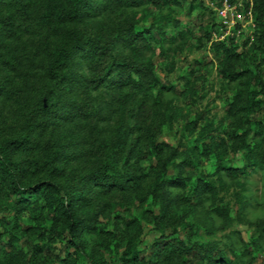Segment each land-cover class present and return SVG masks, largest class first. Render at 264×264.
Returning a JSON list of instances; mask_svg holds the SVG:
<instances>
[{
  "label": "rangeland",
  "instance_id": "1",
  "mask_svg": "<svg viewBox=\"0 0 264 264\" xmlns=\"http://www.w3.org/2000/svg\"><path fill=\"white\" fill-rule=\"evenodd\" d=\"M91 3L94 6L80 20L68 21L65 26L88 36L115 34L113 60H135L152 70L155 81L144 97L133 93L118 99L104 83L84 88L89 65L84 53L74 52L69 87L63 93L67 104L59 114H36L32 109L34 91L47 93L54 85L42 72L40 55L33 53L42 32L23 31L14 50L19 69H0L4 86L0 88L1 138L25 135L33 154L52 155L54 164L61 166L55 180L70 193L83 189L91 197L89 204L94 222L101 228L102 244L93 243L95 233L85 234V249L76 264H114L129 235L143 261L154 259L151 241L160 233L173 247L168 264H264V142L253 149L249 160L237 145L244 135L251 145L252 134L250 119L237 107L245 96L244 80L255 83L248 76L254 72L251 60L257 48L248 50L247 57L241 53L259 30L251 11L248 16L249 1L247 5V0L229 2L227 21L217 14L221 0H135L110 9L100 7L101 0ZM133 31L138 32L136 41L121 36ZM219 39L238 52L233 66L214 53L210 40ZM222 66L244 71L228 79L219 71ZM260 68L264 83V63ZM193 77L195 95L188 98L182 79ZM173 108L178 114L169 122L167 112ZM197 111L225 143L226 131L235 132L231 140L235 150L214 147L212 153L203 155L194 132L189 134L184 152L166 166V174L182 176L185 185L164 186L169 201L161 227L155 228L149 212H156L157 204L148 189L161 170L159 157L170 151L180 125ZM262 113L259 108L249 118ZM140 121L159 142L156 150L148 145L146 134L135 128V122ZM217 140L221 143L219 137ZM217 154L232 168L217 166ZM192 157L194 165L187 164L184 159ZM107 161L113 164L115 176L123 178L129 173L135 179L125 180L120 189L98 190L87 182L86 174L97 162ZM197 179L207 180L209 188L194 189ZM13 201L12 196H0V264H20L22 257H28L30 245L42 242L28 230L17 232L19 241L14 247L6 244L3 228L11 225ZM18 223L35 224L28 208L22 209ZM46 244L40 264H59L54 255L72 252L60 238L47 239ZM204 248L217 259H208Z\"/></svg>",
  "mask_w": 264,
  "mask_h": 264
},
{
  "label": "trees",
  "instance_id": "2",
  "mask_svg": "<svg viewBox=\"0 0 264 264\" xmlns=\"http://www.w3.org/2000/svg\"><path fill=\"white\" fill-rule=\"evenodd\" d=\"M135 0H101L100 7L112 8L121 3L132 4ZM155 1V0H151ZM232 0H228L231 2ZM250 4V11L253 20L256 22L258 31L252 36L248 46L241 50L247 57L248 50L257 48L255 58L251 60L254 72L251 76L255 80L245 79L247 88L245 96L237 104L241 115L250 122L251 145L245 141V135L237 142L242 148L243 157L251 159L252 151L264 142V121L262 114L249 116L256 110H264V83L261 80L262 70L260 64L264 63V0H247ZM91 0H0V69L8 67L19 69L15 64V46L18 45L20 34L27 31L42 32V36L35 42L33 53L40 55V67L43 74L54 83L53 89L48 92L34 91L32 109L36 114L54 113L59 114L67 104L63 97L64 91L69 87L71 79V58L74 52L84 53L89 65L88 76L83 77L84 88H90L97 84L104 83L115 94L118 99H122L125 94L133 95L138 93L145 96L148 89L154 84V76L151 68L135 60H113L112 41L115 34L105 36H88L81 34L78 29L66 27L65 23L80 20L86 12L93 7ZM145 31L148 32L147 29ZM137 31H133L127 36L121 35L127 41H136ZM209 40L208 33L205 34ZM253 39V40H252ZM210 45L214 53H219L220 57L228 61L233 66V58L239 56L233 47L223 40H210ZM222 66L219 71L221 75L228 79H235L241 75L244 68L234 71L233 67ZM171 69V68H170ZM114 70V71H113ZM113 71V73L111 72ZM242 71V72H241ZM192 79L183 78L185 94L188 98L195 95L194 83ZM4 87L1 86L0 88ZM8 92L12 89L8 88ZM262 94L263 96H259ZM175 108L167 112V119L171 120L176 116ZM200 111L194 112L193 117L185 119L177 130V138L170 151L159 157L160 172H158L149 186V195L152 201L157 204L156 212H149V217L153 222V227L160 228L163 222L168 197L165 195V185H185L183 177L178 174L167 175L166 166L182 153L184 142L188 135L194 132V140L199 142V152L203 155L212 153L214 147L235 150L232 138L235 135L233 130L226 131L227 142L223 136L213 133L214 127H210ZM137 130L147 136V143L153 149L158 148L153 135L148 132L146 124L135 122ZM196 128V133H195ZM216 129V128H215ZM206 131L204 134L203 132ZM0 133V196H12L14 198L12 222L9 228H3L6 232V244L14 247L19 241L17 232L30 233L42 240L40 244L30 245L29 255L26 259L21 258L20 264H40L43 249L47 246L46 240L60 238L66 247H71V253L54 255L59 264H76L79 253L85 249V234L95 233V244H102V237L99 236L101 228L94 222V213L89 204L91 197L81 189L79 193H70L64 185L54 176L61 173V166L54 164L53 156H36L29 149L31 148L28 139L23 134L9 135L1 138ZM221 143H217V138ZM184 152V151H183ZM193 156V154H192ZM187 164L194 165L195 158H185ZM223 158L217 154L215 163L223 169L232 168L230 164H223ZM113 164L110 162H97L93 169L86 174L89 181L98 190L109 191L115 188H123L125 180H133L127 173L126 177L114 175ZM209 183L204 179H197L193 188L203 189ZM28 208L35 218V224L31 226L18 223L22 209ZM264 229V222L261 224ZM152 240L151 252L154 259H145L139 256V250L133 236L129 235L123 242L122 248L115 258L114 264H168V254L173 247L162 233ZM92 248L87 255H92ZM204 255L208 259L213 258L209 253V248L203 249ZM221 257V256H218ZM219 259V258H218Z\"/></svg>",
  "mask_w": 264,
  "mask_h": 264
},
{
  "label": "built area",
  "instance_id": "3",
  "mask_svg": "<svg viewBox=\"0 0 264 264\" xmlns=\"http://www.w3.org/2000/svg\"><path fill=\"white\" fill-rule=\"evenodd\" d=\"M228 6H229V2H227L226 0H221V5L217 7V14L221 18L222 21H227L224 17L227 16L226 9L228 8ZM247 13H248V16L250 17L251 16L250 8L247 10Z\"/></svg>",
  "mask_w": 264,
  "mask_h": 264
}]
</instances>
